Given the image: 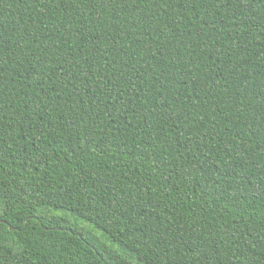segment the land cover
Wrapping results in <instances>:
<instances>
[{
    "label": "trees",
    "instance_id": "1",
    "mask_svg": "<svg viewBox=\"0 0 264 264\" xmlns=\"http://www.w3.org/2000/svg\"><path fill=\"white\" fill-rule=\"evenodd\" d=\"M0 264H264V0H0Z\"/></svg>",
    "mask_w": 264,
    "mask_h": 264
},
{
    "label": "rangeland",
    "instance_id": "2",
    "mask_svg": "<svg viewBox=\"0 0 264 264\" xmlns=\"http://www.w3.org/2000/svg\"><path fill=\"white\" fill-rule=\"evenodd\" d=\"M50 211H51L53 214H61V213H62L61 210H53V209H50ZM69 215L71 216V219H72V220H77V222H78L79 224H81V225H83V226H86V227H88V228H91V225H90L89 223H87V222H85V221H83V220H81V219H77V218H75L74 216H72L71 214H69ZM97 233L99 234L100 232L97 231Z\"/></svg>",
    "mask_w": 264,
    "mask_h": 264
}]
</instances>
